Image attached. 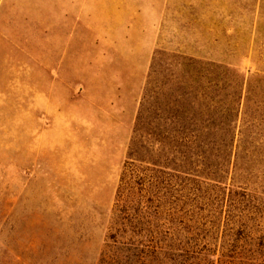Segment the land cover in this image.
Masks as SVG:
<instances>
[{
    "label": "rangeland",
    "instance_id": "374dc122",
    "mask_svg": "<svg viewBox=\"0 0 264 264\" xmlns=\"http://www.w3.org/2000/svg\"><path fill=\"white\" fill-rule=\"evenodd\" d=\"M69 1L0 3V264H134V252L115 244L128 235L113 239L128 205L118 206L117 193L134 128L137 145L146 144L147 130L162 126L149 125V112L165 110L164 94L194 86L182 78L178 58L239 68L248 77L264 73V0H77L75 8ZM68 2L75 14L64 43L78 49L80 69L69 81L67 123L56 129L44 116L35 120L34 103L25 100L29 74L20 70L29 66L23 53L45 49L47 18L59 17ZM76 57L71 50L69 62ZM257 78L256 95L240 105L241 129H253L256 140L238 141L256 146V195L227 196L215 226L214 213H206L207 242L185 238L206 242L227 264L264 261V78ZM207 81L204 72L203 113ZM138 97L136 122L140 111L142 120L129 133ZM189 103L183 110H193ZM169 202L173 213L175 196Z\"/></svg>",
    "mask_w": 264,
    "mask_h": 264
},
{
    "label": "trees",
    "instance_id": "16d2710c",
    "mask_svg": "<svg viewBox=\"0 0 264 264\" xmlns=\"http://www.w3.org/2000/svg\"><path fill=\"white\" fill-rule=\"evenodd\" d=\"M177 66L184 68L182 78L194 86L181 95L164 94L168 100L165 110L149 112V125L158 122L162 126L160 131L147 130L146 144L137 145L138 129L134 128L129 162L117 193L118 206L128 205L121 211L124 216L113 239L128 235L127 241L115 244L134 252V264H195V260L196 264H227L224 255L215 259L217 253L206 243L211 231L203 228L204 216L214 213L215 226L227 196L256 195V146L238 144L247 138L256 140V132L251 129L246 135L241 129L240 105L256 95L253 85L264 73L248 77L239 68L188 58H178ZM204 72L207 113L200 100ZM182 101L191 102L193 110H183ZM142 115L140 111L137 124ZM202 123L207 124L204 130L197 127ZM203 139L210 144L197 145ZM174 196L177 210L170 213L165 206ZM186 234L192 238L203 235L206 242L186 240Z\"/></svg>",
    "mask_w": 264,
    "mask_h": 264
},
{
    "label": "crops",
    "instance_id": "0c3cea01",
    "mask_svg": "<svg viewBox=\"0 0 264 264\" xmlns=\"http://www.w3.org/2000/svg\"><path fill=\"white\" fill-rule=\"evenodd\" d=\"M71 6L75 8L77 0L69 1ZM69 2L60 9L59 17L47 18L48 29L46 30L45 40L46 47L42 52L23 53L25 58L29 60V66H25L20 71L28 72L29 79L26 86L27 93L25 100L34 103L35 120L40 117H45L48 121L47 126L51 128L61 129L68 120V105L72 101L70 98V77L74 80L75 76L79 77V56L78 49H74L64 43L67 39V26L73 15L74 10L70 9ZM54 19L56 21H54ZM96 38L97 43L100 44L102 32L100 29ZM75 50V61L69 62L68 55L70 51ZM30 54V56H29ZM74 60V59H73ZM82 80L84 79L83 65ZM70 70L76 71L70 74ZM139 108V97L133 103L130 113V126L136 122V117ZM39 124V122H38ZM42 126V123H40Z\"/></svg>",
    "mask_w": 264,
    "mask_h": 264
}]
</instances>
